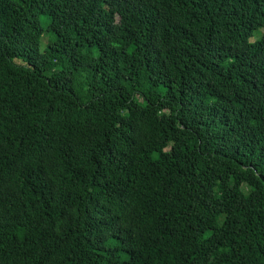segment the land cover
Segmentation results:
<instances>
[{
    "label": "trees",
    "instance_id": "1",
    "mask_svg": "<svg viewBox=\"0 0 264 264\" xmlns=\"http://www.w3.org/2000/svg\"><path fill=\"white\" fill-rule=\"evenodd\" d=\"M258 27L264 0H0V264H264Z\"/></svg>",
    "mask_w": 264,
    "mask_h": 264
},
{
    "label": "rangeland",
    "instance_id": "2",
    "mask_svg": "<svg viewBox=\"0 0 264 264\" xmlns=\"http://www.w3.org/2000/svg\"><path fill=\"white\" fill-rule=\"evenodd\" d=\"M252 35L251 37L249 38L250 40H253V39H256L258 38L262 33H264V27H258V28H255L253 31H252ZM42 41L44 40V34L42 35Z\"/></svg>",
    "mask_w": 264,
    "mask_h": 264
}]
</instances>
